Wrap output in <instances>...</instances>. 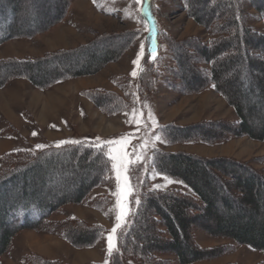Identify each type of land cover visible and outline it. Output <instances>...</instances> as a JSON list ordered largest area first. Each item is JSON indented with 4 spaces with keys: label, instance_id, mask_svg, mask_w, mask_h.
<instances>
[{
    "label": "trees",
    "instance_id": "trees-1",
    "mask_svg": "<svg viewBox=\"0 0 264 264\" xmlns=\"http://www.w3.org/2000/svg\"><path fill=\"white\" fill-rule=\"evenodd\" d=\"M57 1L59 4L52 16L43 21L39 17L42 14L35 13L29 19L31 24L26 25L20 23L19 16V3L25 0H0V45L16 38H31L60 23L73 0ZM179 1L186 16L210 30L213 38L169 41L173 67L168 70L164 83L170 90L177 88L182 95L212 86L232 109L237 122L201 121L188 126L169 123L160 127V136L168 145L193 142L213 145L235 137L264 141V110L263 115H255L243 103L254 95L260 102L253 105L264 109V34L251 25L256 14L264 26V0ZM143 5L153 16L152 0ZM146 17L141 15L142 19ZM132 36L129 32L95 34L90 41L73 49L49 52L38 58L0 59V89L16 78L26 80L36 89L47 90L64 81L93 76L123 56ZM104 43L110 45L98 50ZM75 56L85 58L79 64L67 62ZM60 62L66 65L61 66ZM226 66L236 67L238 71L224 76ZM142 75L141 71L139 77ZM233 83H238L240 90L232 89ZM148 86L150 90L155 87L147 82L140 91L141 96L147 94ZM82 94L104 114L120 113L128 105L120 96L100 89ZM248 116L258 117L261 123L249 124ZM87 144H65L31 153L17 150L0 156V258L11 249L14 236L21 231L57 233L75 249H90L102 238L101 225H88L81 220H50L64 205L80 204L92 190L114 186L112 177L106 178L103 173V161ZM155 152L159 168L186 186L191 195L175 190H142L140 205L131 212L119 234V252L107 258L108 264H194L220 256L218 249H203L196 244V229L210 237L264 251L262 172L230 158H205L159 149ZM78 171L96 174L82 178ZM49 175L76 181L70 186L66 182L63 189H58L47 179ZM219 196L221 213L214 205ZM89 203L94 208H104L111 203V198L95 196ZM169 254L175 257L174 262L160 258ZM25 261L27 264H66L35 253H28Z\"/></svg>",
    "mask_w": 264,
    "mask_h": 264
},
{
    "label": "rangeland",
    "instance_id": "rangeland-1",
    "mask_svg": "<svg viewBox=\"0 0 264 264\" xmlns=\"http://www.w3.org/2000/svg\"><path fill=\"white\" fill-rule=\"evenodd\" d=\"M58 4L57 0L20 2V23L30 25L31 20L29 19H32L35 13H41L43 18L39 16L40 20L45 21L56 12ZM141 8L145 9L143 3L137 5L134 0H97L95 4L93 0H73L62 21L48 31L31 38H16L0 45V59L38 58L49 52L73 49L78 45H83L90 41L95 34L121 32L133 34L132 42L123 56L118 61L107 64L93 76L64 81L47 90L36 89L26 80L16 78L1 88L0 156L17 150L36 152L39 151L35 148L37 144L47 145L43 150H48L55 148L58 142L64 140H78L87 144L97 137L101 140H109L126 133L133 134L128 141V150H131V145L142 143L140 137L151 141L154 135H160V127L169 123L188 126L201 121L237 122L232 109L214 92L212 86L195 94L182 95L178 93L177 88L170 90L164 83L168 70L173 67L168 42H179L191 37L207 41L213 38L211 31L189 19L179 0H152V19H149L148 15L142 19L141 15L144 14L140 11ZM247 12L255 14L249 9ZM200 14H205L204 10ZM152 20L155 21L156 27L157 59L153 61L148 56L143 57L136 66L138 75L134 78L131 76L134 67L132 61L140 50L141 40L148 35L146 26L151 27ZM251 25L255 31L264 34L263 23L256 14L251 20ZM136 36L139 39L134 40L133 37ZM147 43L151 44L150 41ZM109 45L108 43L101 44L98 46V50ZM84 58L85 56H75L67 62L79 64ZM59 64L66 65L65 62ZM202 67L206 69L205 66ZM141 71L143 75L139 77ZM234 71H238L236 67L226 66L223 75L226 76L229 72ZM256 77L258 80L261 79ZM147 82L155 87L150 92L148 86L147 94L141 96ZM231 86L235 91L240 90L238 83H233ZM93 89L104 90L120 96L128 104L127 108L120 113L104 114L82 94L86 90ZM133 93L136 95L134 96ZM144 101L150 105L158 128H153L151 121L148 122L146 129L139 123L135 126L125 123V120L129 119L132 114L131 110L134 107L142 106ZM254 102H260L255 99L254 95L248 96L243 101L245 105L252 108L255 115H263L264 109L256 108L253 105ZM144 111L145 116H141L139 112L136 113L137 121L146 118L147 110ZM248 120L249 124L253 126L261 123L258 117L253 119L248 116ZM138 127L139 131H137ZM33 132L36 133L35 136L32 135ZM154 143L155 150L171 153L185 152L205 158H230L248 163L264 174V141L235 137L213 145L199 142L175 145L159 141H154ZM114 147L119 148L120 146L115 145ZM135 152L137 156L131 160V163L134 166L139 165L136 175L141 181L146 180V183L141 184L138 190L133 191V197L138 193L140 198L142 190L155 189L156 184H166V181L161 175L152 177L149 171L152 165L151 159L147 164L144 163V158L152 157V142L146 146L137 147ZM140 153H143V157ZM81 173L83 172H79V176L82 175V178L84 175L93 176L96 174L92 171L86 172V174ZM110 177L114 180V175H110ZM47 179L58 189H63L66 182L70 186L76 181L74 179V181L68 182L66 177L56 175H49ZM114 186L96 188L80 204L64 205L50 217L52 221L81 220L88 225H101L104 228V234L92 247L93 249L95 247L94 251L75 249L63 241L57 233L21 231L14 236L11 249L0 258V264H27L25 256L28 253L38 251L47 254L50 249L57 250L59 255L75 264H88V261L101 258L103 261L99 264H105L106 261L108 264L107 258L110 254L107 250L105 237L111 233V229L115 225V213L111 211L114 206V197L110 195V189H114ZM156 190H175L191 195L190 190L180 182L167 184L166 187ZM101 195L109 196L111 203L104 208H94L89 200ZM220 197L214 201L219 213L223 212ZM130 199L129 208L133 212L137 205L134 198ZM106 213L108 214L106 215ZM258 215L260 217L261 212ZM123 226L117 229L119 234ZM194 238L199 247L214 248L221 252L220 256L216 258L194 264L264 263V251H257L230 240L210 237L197 229L194 231ZM160 258L171 262L175 261V257L170 254L162 255Z\"/></svg>",
    "mask_w": 264,
    "mask_h": 264
},
{
    "label": "snow or ice",
    "instance_id": "snow-or-ice-1",
    "mask_svg": "<svg viewBox=\"0 0 264 264\" xmlns=\"http://www.w3.org/2000/svg\"><path fill=\"white\" fill-rule=\"evenodd\" d=\"M148 2L149 0H134V3L137 5ZM93 3H97V0H93ZM140 11L144 15H148L149 19H152L151 14L148 13L147 9L141 8ZM146 30L148 31V35L144 37L143 40H141L140 50L137 52L136 58L132 61L134 67L131 72V76L134 78L138 75L136 66L141 62L143 57L148 56L153 61L157 59L155 47L156 27L154 20H152L151 27L146 26ZM133 39H139V37L136 36L133 37ZM148 41L151 42L150 45L147 43ZM213 87H215V85H213ZM133 95L135 96L136 94L133 93ZM145 109L147 110L146 118L144 120L137 121L136 113L139 112L141 116H145ZM131 113L132 114L130 118L125 120L126 124L135 126L139 123L144 129H146L148 127V122L151 121L152 127L158 128V124L155 121L150 105L146 101L142 103V106L134 107L131 110ZM126 115L128 114L126 113ZM139 130L140 128L138 127L137 131ZM32 135L35 136L36 133L33 132ZM132 136V133H126L122 134L120 137L112 138L109 140H101L99 137H97L94 141H90L86 145L87 147L93 149L97 157L103 161L102 170L105 177L108 178L110 175H114L115 186L114 189H110V195L114 197V206L111 211L115 213V225L111 229V233L105 237L107 241V250L110 255L119 252V233L117 232V229L126 224L127 219L131 214V209L129 208V205L131 203L130 198L135 199V203L137 206H139L141 203L138 193L135 197H133V191L138 190L141 184L146 183V180L141 181L136 175L139 165L134 166L131 163V160L137 156L135 149L137 147L146 146L148 143L152 142V157L144 158V163L147 164L148 160L151 159L152 165L149 171L151 172L152 177L155 178V176L161 175L166 181V184H156L154 186L155 189L164 188L167 184H172L174 182L178 183V181H174L171 177L165 174L156 164L154 141H159L162 143L166 141H164L159 134L154 135L151 141L144 140L143 137H140L139 139L142 143L140 145L133 144L131 145V150H128V141ZM80 143L81 141L78 140H64L58 142L55 147L60 148L65 144L79 145ZM115 145H119L120 147L115 148ZM46 147L47 145L43 144H37L35 146L36 150H43ZM114 152L116 153L115 155L113 154ZM140 155L143 157V153H140ZM107 214L108 213H106V215ZM101 234L103 235V233ZM105 264H107V261L105 262Z\"/></svg>",
    "mask_w": 264,
    "mask_h": 264
},
{
    "label": "crops",
    "instance_id": "crops-1",
    "mask_svg": "<svg viewBox=\"0 0 264 264\" xmlns=\"http://www.w3.org/2000/svg\"><path fill=\"white\" fill-rule=\"evenodd\" d=\"M95 249V247H94ZM94 249H87L86 251H94ZM33 252V251H32ZM36 252L37 254L41 255L42 257H45V258H48V259H51V260H60V261H63L64 263H69V264H73L72 262H69V259H65L62 257V255H59V253L57 252V250H48V253L47 254H44V253H39L38 251H34ZM33 252V253H34ZM79 260V259H78ZM101 261H103V258L99 259V260H93V261H88V263H100ZM75 264V263H74ZM77 264V263H76Z\"/></svg>",
    "mask_w": 264,
    "mask_h": 264
}]
</instances>
